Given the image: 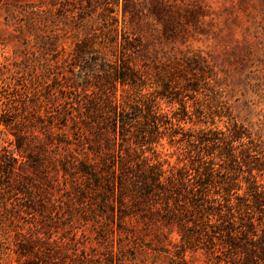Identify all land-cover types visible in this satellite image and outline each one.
I'll use <instances>...</instances> for the list:
<instances>
[{"label":"trees","instance_id":"trees-1","mask_svg":"<svg viewBox=\"0 0 264 264\" xmlns=\"http://www.w3.org/2000/svg\"><path fill=\"white\" fill-rule=\"evenodd\" d=\"M83 1L76 7L103 5L104 28L119 6L123 24L127 15L130 25L152 24L138 0ZM157 5L163 9L156 10L158 23L164 24L170 5ZM91 41L77 42L67 57L57 52L45 58L41 73L1 79L0 264L12 253L16 264H125L115 260L113 249L96 258L104 253H88L78 235L101 242L119 235L123 252L125 241L144 242L140 224L158 238L172 242L176 236L178 250L165 251L182 264L188 249H207L229 264H264V181L252 176L243 194L238 183L233 192L226 186L225 193L217 191L219 197L211 194L215 169L208 160L179 166L162 158L158 146L165 136L174 141L180 133L177 140L193 135L181 125L187 115L183 100L172 116L162 111L159 99L174 92L170 68L160 73L163 90L144 93L147 71L123 54L112 60L92 49ZM51 45L66 49L57 37ZM119 84L128 87L120 97L106 89Z\"/></svg>","mask_w":264,"mask_h":264},{"label":"rangeland","instance_id":"rangeland-1","mask_svg":"<svg viewBox=\"0 0 264 264\" xmlns=\"http://www.w3.org/2000/svg\"><path fill=\"white\" fill-rule=\"evenodd\" d=\"M157 1L138 0L151 25L146 20L130 25L129 15L123 24L119 6L111 13L116 19L110 18L104 28L103 5L97 1L84 10L76 7L82 0H65L56 7L46 0H0V70H5L0 83L2 78L41 73L45 58L57 52L60 58L67 57L86 38H92V49L107 52L112 60L123 54L147 71L144 93L164 89L160 73L168 65L167 81L174 92L159 99L162 111L172 116L183 109V100L187 115L181 125L193 135L177 140L183 136L180 133L174 141L165 136L158 146L162 158L179 166L192 162L199 166L197 159L203 157L215 169L211 194L225 193L224 186L238 190V183L243 184L238 194H243L248 178L264 181V0H166L170 5L166 11H171L164 24L158 23L156 10L162 13L163 9ZM127 35L134 46L128 44ZM56 37L65 42V51L61 46L54 51L51 43ZM106 89L120 97L128 87ZM141 227L139 233L147 235L144 242L125 241L123 252H119V235L105 242L78 236L88 253L93 249L104 253L96 258L108 256L113 249L115 260L124 259L125 264L184 262L165 251L170 249L172 255L178 250L173 245L179 242L176 236L170 242ZM185 258L187 264H229L207 249H188ZM16 259L12 253L3 264H16Z\"/></svg>","mask_w":264,"mask_h":264}]
</instances>
